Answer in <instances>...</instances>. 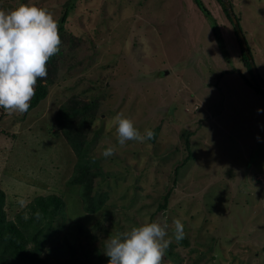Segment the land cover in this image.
Masks as SVG:
<instances>
[{
    "label": "rangeland",
    "instance_id": "374dc122",
    "mask_svg": "<svg viewBox=\"0 0 264 264\" xmlns=\"http://www.w3.org/2000/svg\"><path fill=\"white\" fill-rule=\"evenodd\" d=\"M71 1L0 0L4 11L22 3L45 8L58 25L74 3L45 99L24 114L0 108L7 218L47 194L65 201L55 236L72 239L76 222L91 228L102 217L83 211L78 185L69 183L76 156L55 124L70 97L94 99L100 111L89 154L107 175L94 177L92 186L108 192L117 222L107 219L108 231H94L98 244L150 218L166 223L172 237L179 219L185 237L172 244L181 259L170 264H264V112L257 111L264 99L242 78L250 73L221 4L202 0L216 37L213 20L194 0ZM230 1L264 80V0ZM121 113L141 134L158 127L155 141L121 147L114 123ZM109 146L115 154L104 157ZM170 187L166 208L155 216Z\"/></svg>",
    "mask_w": 264,
    "mask_h": 264
},
{
    "label": "trees",
    "instance_id": "16d2710c",
    "mask_svg": "<svg viewBox=\"0 0 264 264\" xmlns=\"http://www.w3.org/2000/svg\"><path fill=\"white\" fill-rule=\"evenodd\" d=\"M194 1L199 9L213 20L212 30L215 36L218 37L216 23L211 13L205 7L202 0ZM216 1L221 4L226 17L232 24L222 1ZM229 3L232 6L230 0ZM70 7H74V3L66 7L59 17L58 30L62 42L60 51L51 57L48 62L47 78H38L36 95L30 102L29 110L38 106L45 99L48 92V84L53 83L54 76L51 74L52 71H55L53 70V68H56L55 64H58L56 63L58 57L63 53V47L61 46L64 43L63 36H65L64 24L69 16ZM233 30L237 38L243 62L250 73V80L244 76L242 78L247 86L252 87L264 99V90L259 86L256 78L253 76L250 64L242 50L234 26ZM99 108V103L94 99L84 101L76 97H70L58 107L55 114V124L76 156L69 183L71 185H78V194L83 211L89 214L101 212L102 217L98 218L91 228H88L81 221L76 222L74 230L72 229L71 231L72 239L66 236H55L61 228V225L56 226V220H59V217H65V201L60 196L56 194L35 196L27 205V210L17 213L16 219L14 220L7 218L4 209L5 194L0 189V264H107L109 258L104 254L105 243L102 242V246L98 244L100 240L94 231H108L107 227L104 226V222L107 219L114 224L117 222L112 217L111 211H108L107 208L108 192L93 190V178L96 176L102 177L103 174H107L102 172L99 160L89 154V144L94 138H88L92 123L100 111ZM158 129V127L153 129L155 138L151 139V141H155ZM186 145L189 149L188 140ZM175 184L176 181L173 180V185ZM170 191L171 187L162 196L163 201L158 202L156 212L154 213L155 216L159 211L166 208ZM37 212L40 214L39 217L36 215ZM149 221L151 222L152 218ZM48 243H51V245L48 246ZM165 258L168 259V262L173 263L181 259L180 254L174 249L172 243L166 252Z\"/></svg>",
    "mask_w": 264,
    "mask_h": 264
},
{
    "label": "clouds",
    "instance_id": "9594fccd",
    "mask_svg": "<svg viewBox=\"0 0 264 264\" xmlns=\"http://www.w3.org/2000/svg\"><path fill=\"white\" fill-rule=\"evenodd\" d=\"M61 43L58 23L47 9L22 3L10 11L0 10V108L9 115L29 110L37 80L47 78L48 62L58 54ZM114 123L121 147L128 141L143 143L155 138L151 129L141 134L122 113L114 117ZM114 154L115 146L102 152L104 157ZM36 215L39 217V212ZM173 224L172 237H168V225L157 221H145L108 236L104 242L107 264H170L165 255L173 237L177 243L185 237L181 220Z\"/></svg>",
    "mask_w": 264,
    "mask_h": 264
},
{
    "label": "water",
    "instance_id": "95a60500",
    "mask_svg": "<svg viewBox=\"0 0 264 264\" xmlns=\"http://www.w3.org/2000/svg\"><path fill=\"white\" fill-rule=\"evenodd\" d=\"M222 3L224 4L225 8L227 9V12L230 16V19L232 21V24L236 30V33H237V36H238V39L240 41V44H241V47H242V50L250 64V67H251V71L253 73V76L256 78L259 86L264 90V80L261 78L260 74H259V71L256 67V64H255V61L253 59V56L249 50V47H248V43H247V40L245 38V35L242 31V28L240 26V23H239V20L237 19L236 15L234 14L233 12V9H232V6L231 4L229 3V0H221ZM261 194V193H260Z\"/></svg>",
    "mask_w": 264,
    "mask_h": 264
}]
</instances>
